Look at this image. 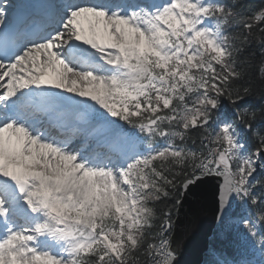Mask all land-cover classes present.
<instances>
[{
  "label": "snow or ice",
  "instance_id": "1",
  "mask_svg": "<svg viewBox=\"0 0 264 264\" xmlns=\"http://www.w3.org/2000/svg\"><path fill=\"white\" fill-rule=\"evenodd\" d=\"M29 7L0 0V264H177L190 196L264 264V3Z\"/></svg>",
  "mask_w": 264,
  "mask_h": 264
},
{
  "label": "water",
  "instance_id": "2",
  "mask_svg": "<svg viewBox=\"0 0 264 264\" xmlns=\"http://www.w3.org/2000/svg\"><path fill=\"white\" fill-rule=\"evenodd\" d=\"M180 218L184 216V213H189L190 221L193 222L192 234H200L199 238L195 241H200L201 245H205L207 235L209 230L216 220V216L218 212L211 201L210 197H199V196H190L188 198V202L184 203L180 209ZM192 228V227H191ZM188 241V239H187ZM192 242V240H190ZM175 244H173L174 247ZM189 249H187V253H192L193 249L197 247L196 244L189 245ZM175 248V247H174ZM203 250V248H200ZM182 256V255H181ZM185 261V264H190L187 258H182ZM200 258L194 262L193 264H199Z\"/></svg>",
  "mask_w": 264,
  "mask_h": 264
},
{
  "label": "trees",
  "instance_id": "3",
  "mask_svg": "<svg viewBox=\"0 0 264 264\" xmlns=\"http://www.w3.org/2000/svg\"><path fill=\"white\" fill-rule=\"evenodd\" d=\"M246 2L250 5H260L262 3H264V0H246ZM250 50L255 51V46H252L250 48ZM249 102H251L254 105H259V103L261 102L260 100V93L259 91H257L254 95H252L249 98ZM197 143H199V141H197ZM160 207H164V205H159ZM169 206H171L170 202H169ZM165 211H167V208L164 209ZM174 210L175 208L172 209V218L174 215ZM214 241V239L212 240V242ZM226 245H229L228 243H226L225 245H222L221 247L224 249ZM221 253V250L219 248L214 249L213 250V254L210 256L212 259H214V254L219 255Z\"/></svg>",
  "mask_w": 264,
  "mask_h": 264
},
{
  "label": "bare ground",
  "instance_id": "4",
  "mask_svg": "<svg viewBox=\"0 0 264 264\" xmlns=\"http://www.w3.org/2000/svg\"><path fill=\"white\" fill-rule=\"evenodd\" d=\"M183 230H185V228ZM187 230H188V228H187Z\"/></svg>",
  "mask_w": 264,
  "mask_h": 264
}]
</instances>
